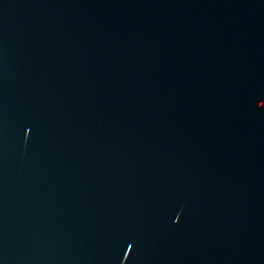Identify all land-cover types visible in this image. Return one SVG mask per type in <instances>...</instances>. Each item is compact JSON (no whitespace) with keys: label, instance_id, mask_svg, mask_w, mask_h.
Listing matches in <instances>:
<instances>
[{"label":"water","instance_id":"water-1","mask_svg":"<svg viewBox=\"0 0 264 264\" xmlns=\"http://www.w3.org/2000/svg\"><path fill=\"white\" fill-rule=\"evenodd\" d=\"M0 264H264V0H0Z\"/></svg>","mask_w":264,"mask_h":264}]
</instances>
